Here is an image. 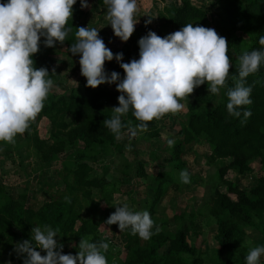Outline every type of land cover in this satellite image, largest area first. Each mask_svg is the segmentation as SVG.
I'll list each match as a JSON object with an SVG mask.
<instances>
[{
  "label": "trees",
  "instance_id": "trees-1",
  "mask_svg": "<svg viewBox=\"0 0 264 264\" xmlns=\"http://www.w3.org/2000/svg\"><path fill=\"white\" fill-rule=\"evenodd\" d=\"M0 2L6 3L7 0ZM99 3L104 5L103 0H99ZM84 14L80 0H77L73 6V17L68 21L71 32L63 43L68 49L76 41L75 32ZM188 23L211 28L216 25L221 36L227 38L232 68L226 85L218 94H212L206 81L196 87L189 98L181 101L186 104L187 111L182 119L177 120L179 128L174 138H170L174 145L169 146L166 142V147L161 151L163 155L156 154L154 161L162 166L158 173L149 170L150 161L146 158H139L133 165L140 186L145 188V210L149 211L153 221L162 198L170 188L181 189L182 185L201 184L206 189L203 204L190 212L179 207L173 215L177 224L175 232L155 225L151 238L144 240L138 234L132 235L130 227L121 231L126 238V255L124 259L120 258L119 253L114 255L113 245L100 234V228H119L118 224L104 223L115 210L106 209L98 218H85L83 209L93 200L95 193L106 203L114 204L125 191L118 175L122 174L121 177L130 181L129 176L133 173L130 165L135 159L130 160L124 154L122 156L120 139L117 140L103 125L104 119L111 118V108L119 106L121 93L116 84L104 83L91 88L86 86V79L78 80L77 84L67 87L62 93L51 90L44 101L40 114L50 121L48 138H43L37 124L31 122L23 137L16 139L15 147L27 145L32 148L41 166L55 161L67 149L71 151L61 162L58 171L61 184L54 187L52 183H45L47 199L38 206L26 203L25 192L16 197L7 185L0 182V264H23L24 257L15 251L16 242L31 239L32 228L45 224L53 229L58 228L60 239L69 242L76 253L82 237L94 243L103 239L109 243V249L103 252L108 264H205L207 261L246 264L250 246L245 242V228L252 227L264 239V174L256 178L249 190L240 183L243 176L254 171L252 163L255 161L260 163L264 172V62L258 72L245 78L246 86L252 88V103L238 109L242 113L239 118L227 112V91L235 86L236 81L232 77L235 75L239 78L238 57L252 50L264 51V46L258 42L259 37L264 35V0H219L211 18L209 10L196 5L193 0H182L181 3L171 0L158 11L157 16H141L133 35L127 42L116 46L113 53L122 52L123 62L139 59L138 41L149 30L164 37ZM45 39L41 37L40 51L33 57L34 66L46 67L49 71L47 78L54 83L59 79L58 72L55 70L52 73L54 68L48 60L54 47L45 46ZM59 44L57 41L55 47ZM105 70L109 75L112 71L119 72L121 79L125 75L115 59L106 61ZM244 110L251 111V116L246 120ZM169 115L151 121L147 130H141L143 138L148 141L160 139L162 126L159 122ZM121 120L124 125L130 124L133 129L140 130L136 128L140 122L135 119L131 109ZM124 131H129L128 127L123 128ZM198 140L209 145L206 163L216 168L211 175L193 172L185 159L187 147ZM9 149V143L0 141V157L6 155ZM115 153L119 166L115 175L108 176V169L103 166L98 169L94 160ZM185 169L189 174V183H183L180 179V172ZM230 171L235 174V180L227 176ZM202 216H207L217 226L216 248L201 249L189 242L188 234L199 230ZM165 246H168L167 250L161 253Z\"/></svg>",
  "mask_w": 264,
  "mask_h": 264
},
{
  "label": "clouds",
  "instance_id": "clouds-1",
  "mask_svg": "<svg viewBox=\"0 0 264 264\" xmlns=\"http://www.w3.org/2000/svg\"><path fill=\"white\" fill-rule=\"evenodd\" d=\"M77 0H7L0 2V141L14 144L17 135H23L31 122L35 121L44 107L53 88V80L47 78L46 67L34 66L33 57L40 51L41 37L44 44L55 47L63 44L71 32L68 21L73 17V6ZM81 7H89L88 0H80ZM107 6V19L114 34L127 42L135 31L137 0H103ZM151 21L149 20L148 23ZM76 41L70 52L79 54L81 74L86 77V86L96 88L101 84H116L121 93L119 106L112 107L111 118L104 119L106 126L116 137L122 138V129L128 127L132 136L136 130L124 125L121 117L132 110L140 123L136 128L147 130L148 124L167 114H178L184 110L182 100L189 98L196 87L208 82L209 92L218 94L225 87L232 64L228 55L227 38L215 28L185 24L164 37L155 31L141 37L139 59L123 62L124 54L113 53L95 28L77 27ZM264 46V35L259 37ZM115 59L124 70L120 73L105 70L106 61ZM264 62V51L252 50L238 57V79L227 91V112L239 118L238 109L252 103V88L246 86L245 78L259 71ZM55 69L52 73H55ZM118 82V83H117ZM250 110L243 111L246 120ZM244 122V121H242ZM169 146L174 141H167ZM183 183H189L187 170L180 172ZM68 199V198H66ZM116 210L104 222L118 224L120 232L131 228L132 235L148 240L153 235L154 221L149 211H133L127 203L115 204ZM59 229L51 225H37L31 230V239L15 244V251L23 256V264H108L103 252L109 243L81 239L78 253L65 254L64 245L57 240ZM159 231V229H157ZM248 243V242H246ZM37 248L46 254H41ZM59 249V250H57ZM103 250V251H102ZM264 247L250 248L246 264H259Z\"/></svg>",
  "mask_w": 264,
  "mask_h": 264
},
{
  "label": "rangeland",
  "instance_id": "rangeland-1",
  "mask_svg": "<svg viewBox=\"0 0 264 264\" xmlns=\"http://www.w3.org/2000/svg\"><path fill=\"white\" fill-rule=\"evenodd\" d=\"M170 1L171 0H137L138 12L135 16L137 24L140 23L141 16H144V18L148 14L154 15V17L157 16L158 11L164 8ZM175 1L177 3L182 2V0H174V2ZM193 2L209 10L211 18V14L219 0H193ZM88 3L89 7L84 8L85 14L80 26H88L89 28L97 29L105 44L113 51L114 48L123 41L114 34V30L109 24L110 21L107 19V6L99 3V0H88ZM212 28H215L221 35L216 25ZM229 54L230 51H228V55ZM48 60L58 72L59 76L57 82L53 83V92L62 93L67 87L77 84L78 80L82 81L86 79V77L81 74L79 54L73 55L70 49L64 44H59L57 47H54L52 53L48 55ZM183 104L185 105L183 111L174 115L170 114L159 122L162 126V135L158 140H145L141 130H136L135 136H132L130 131L122 132V138L120 139L121 154L122 156L125 155L130 160L133 158L135 159L130 165L133 171L129 176L130 181H128L127 178L121 177L122 174L118 175L120 179H122L121 184L125 186V191L121 194L122 196L116 199L114 204L106 203L98 193H95L93 200L84 206L83 216L85 218H98L101 212L106 209L116 210L113 205L122 203H127L133 211L145 210V205L147 204L144 195L145 188L140 186V181L134 174L133 164H135L139 158H146V160L150 161L148 167L151 172L156 174L162 169V166L157 164L154 160L156 159V154L157 156L163 155L161 151L166 147L167 140L174 138L175 131L179 128V122H177V120L179 118L182 119L183 114L187 111L186 104ZM33 122L37 124L40 135L43 138H48L50 132V121L48 118L39 114ZM22 137L23 135H17L15 140ZM9 145L10 149L8 153L0 157V182L7 185L10 192L16 197L25 192L27 194L26 203L31 202L33 205L38 206L47 199L46 194H44L47 189L44 188L45 183H52L54 187H58L61 184L58 171L61 168V162L71 149L69 148L64 153L60 154L55 161L41 166L34 150L29 146L24 145L21 148H16L15 143H9ZM209 152V145L203 140H198L189 145L187 147V154L185 155L188 167L193 172L203 176L213 174L216 168L209 167L206 163ZM116 155L117 153L108 157L100 156L94 160V164L98 166V169H101V166L106 167L108 169V176L115 175V170H117L116 167L119 166V159L116 158ZM252 166L254 171L247 176H243L240 180L241 186L248 190L253 186L256 178L264 174L258 161L253 162ZM227 176L234 180L236 179L235 174L231 171ZM205 194L206 189L201 184H192L190 186L182 185L181 189L170 188L168 193L161 200L153 226L157 225L161 229H167L173 232L177 226L173 219V215L177 209L180 207L187 212L192 211L194 208L198 209L205 201ZM232 196L235 197L234 195ZM245 231L247 232L245 242H248L247 244L250 248L256 246L264 247V239H261V235L257 233L256 230L252 227H246ZM216 232L217 226L212 224L207 216H202L200 217L199 230H197L196 233L190 232L188 234L189 242L201 249L216 248L218 247V243L215 239ZM100 234L108 238L110 244L113 245V254L118 255L119 253L120 258L124 259L126 255V249L124 247L126 238L125 235L120 232V229H109L106 226H101ZM57 240L64 245L63 252L65 254H77L69 242L62 241L59 236H57ZM167 248L168 246L163 247L161 253H164ZM41 254L43 255L46 253L41 251ZM215 262L207 261L205 264H215ZM218 264L220 263L218 262ZM259 264H264V254L261 255Z\"/></svg>",
  "mask_w": 264,
  "mask_h": 264
}]
</instances>
